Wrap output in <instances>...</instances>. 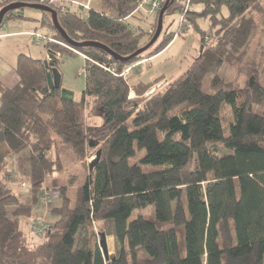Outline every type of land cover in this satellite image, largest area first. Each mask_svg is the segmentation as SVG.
Masks as SVG:
<instances>
[{
	"label": "trees",
	"instance_id": "16d2710c",
	"mask_svg": "<svg viewBox=\"0 0 264 264\" xmlns=\"http://www.w3.org/2000/svg\"><path fill=\"white\" fill-rule=\"evenodd\" d=\"M142 1L102 0L86 18L66 6L55 10L71 42L99 43L126 58L145 45L128 23ZM160 1L156 17L168 0ZM263 1L175 0L164 20L180 10L181 29L190 23L201 32L200 54L180 78L143 102L154 81L131 85L120 76L142 55L124 61L95 44H71L43 12L41 26L88 58L86 87L81 101L64 99L62 87L50 89L45 61L26 54L16 61L17 85H0V264H264V87L254 76L243 87L219 76L227 56L245 49L256 30L243 12L258 11ZM17 3L39 4L0 0V11ZM224 7L243 12L230 15L217 45L207 47L208 36L193 16H217ZM25 9L8 12L3 24L27 19ZM176 36L167 34L152 56ZM44 48L53 56L76 55L60 44ZM89 99L102 112L99 128L86 122ZM91 140L95 156L101 151L99 163L93 171L88 164L86 179L73 191L54 175L63 171L62 154L84 164ZM138 150L145 154L132 164ZM11 161L30 180L29 204L7 183ZM47 183L59 189L61 205L52 211L58 219L39 237L24 232L20 220L34 215ZM105 221L112 222L113 261L101 249L105 233L93 227Z\"/></svg>",
	"mask_w": 264,
	"mask_h": 264
},
{
	"label": "rangeland",
	"instance_id": "374dc122",
	"mask_svg": "<svg viewBox=\"0 0 264 264\" xmlns=\"http://www.w3.org/2000/svg\"><path fill=\"white\" fill-rule=\"evenodd\" d=\"M77 3L72 1L65 0L62 5L69 8L71 12L78 13L83 18H86L88 11L85 7H91L95 10H99L100 3L99 0H76ZM91 2V3H90ZM83 6H81V4ZM185 3V2H184ZM193 9H196L195 7ZM138 10V9H137ZM233 10V11H232ZM143 11V10H142ZM139 10L135 11V15L129 18V24L133 30L141 36V44L148 45L153 39L156 32V24L159 19V14L156 17L155 14H150L146 11L142 12ZM1 12V11H0ZM243 10L239 8H227L224 7L221 13L213 17H201L193 16V23L197 24L201 30L205 32L208 36L206 39L207 47H215L219 38V34L222 29L226 28L230 21L227 20L230 15L242 13ZM23 13L29 17L37 18L38 31L39 32H30L29 35L33 34L45 35L48 39L55 40L54 31L49 29L48 25L41 26V19L43 12L36 10L34 8H26ZM232 13V14H230ZM245 17L253 18L256 23V30L251 37L248 45L238 54L227 56V60L222 68L219 70V76L223 78L226 82H231L234 85H239L241 87L246 85L250 76H254L257 82H259L264 87V1L262 2L261 9L258 11H251L245 13ZM183 13L180 10H176L171 15L167 16L164 20V27L162 34L159 39L143 54L142 58L126 68L128 73H126V79L131 85H136L139 81H144L150 83L154 81L151 89H154V92L150 90L146 91L145 94L138 101H144L145 99L150 98L160 91H163L167 86L174 80L180 78L184 72L188 69L191 63L196 59L200 54V49L202 45L201 32L196 31L194 27L191 28L190 23L187 27L181 29ZM156 23V24H155ZM26 28L34 27L37 23L25 20L22 23ZM12 28L10 24L6 25L4 29L0 30V34L7 32ZM169 33H175L177 36L175 39L168 45L166 49L161 51L157 55L152 54L157 51L156 48L167 38L166 35ZM31 41V50L22 51L23 47L20 42H16L17 39L12 40L9 38L0 37V75H8L11 69L16 64V57L19 56V52H24L30 54L36 58H42L44 55L43 50L44 46L49 43L60 44L62 47H65L69 51L76 53L77 51L69 46H64L62 43L49 41H42V47L33 48L35 38ZM28 39H26L27 41ZM71 48V49H70ZM31 52V53H29ZM58 61V60H57ZM86 61L82 55H63L61 61L58 63V70L61 75V87L62 90L69 91L74 95V101H81L83 92L86 87V77L85 73H81V70L85 67ZM163 76L162 80L156 82L157 77ZM213 77H208L207 81L210 84ZM204 91L206 93H212L210 88L205 85ZM132 99H135V94H131ZM137 99V98H136ZM88 105L85 109L84 116L89 127L92 129L99 128L103 125L102 112L97 107L96 101L93 99L88 100ZM142 104V103H141ZM92 141V140H91ZM97 148L89 147L87 156L84 159V164L79 161L73 160L69 154H62V173L55 174L54 178H59L66 186L72 185V190L76 191L79 184L84 182L87 176V167L90 162L95 158V152ZM145 150H138L136 158L131 159L133 164L135 160L143 157ZM10 168L13 171V178L7 183L14 190L15 194H18L21 198V202L24 204L30 203V180L25 177H21L17 171L15 163L10 162ZM50 181V180H49ZM48 181V182H49ZM23 184H27L26 187H23ZM50 183L44 185V189L40 194V200L34 204L33 213L31 217H22L20 220V228L24 232L32 231L31 233L35 236H39L34 233L33 225L38 221H41L45 227L51 226L58 219L53 215V209L61 205L60 192L58 188H48ZM71 190V191H72ZM46 192H51L52 197L49 200L44 201V195ZM139 213H147V211L135 212L134 216L136 217ZM242 230L244 235L249 228V221L244 219L242 222ZM94 230L98 232H104L107 236V243L109 248L110 255L115 254V238L112 235V222H94ZM190 230V228H188ZM191 231V230H190ZM192 237V235L190 234ZM40 237V236H39ZM102 240V237L99 235V241ZM191 255H194L193 244L190 245Z\"/></svg>",
	"mask_w": 264,
	"mask_h": 264
},
{
	"label": "water",
	"instance_id": "95a60500",
	"mask_svg": "<svg viewBox=\"0 0 264 264\" xmlns=\"http://www.w3.org/2000/svg\"><path fill=\"white\" fill-rule=\"evenodd\" d=\"M174 1L175 0H168L165 4L164 8L160 11L157 30H156V33H155L153 39L150 41V43L148 45H146L145 47L136 51L131 56L126 57V58H121L119 56H116L108 47H105L104 45L99 44V43H82V44L78 43L77 44L75 42H71L72 40L69 38V36L62 29V27L60 26V24L58 22L57 11L51 7L40 5V4L17 3V4H12V5L5 7L0 12V28L4 22V18L6 16V14L8 12H13V11H16V10H19L22 8H34V9L40 10L42 12L51 13V15L53 16V23H54L56 30L63 36V38L67 42H69L71 44L74 43V45L76 44V45H79L82 47L90 45V44H95L96 46L103 48L111 56H114L118 60L130 61V60H133L134 58L138 57L139 55L143 54L145 51H147L159 39L160 35L162 34L163 27H164L165 11L169 8V6L171 4H173ZM55 62H57V59L55 58V56H53L51 54L49 55V59L45 61V67L47 69V80H48V84H49L50 89H54V88L60 89V87H61V75L59 73V70L54 67ZM62 97L68 101H74V95H73V93H71L69 91L62 90ZM94 146H95L94 142L91 141L90 147H94ZM100 157H101V151H99L97 153V155L95 156V158L93 159V161L90 162V171H93L94 168L97 166V164L99 163ZM101 249H102V252H103V255H104L106 261H108L110 259L113 261L115 259V256L110 255V253H109V248L107 245V237L105 234L102 235Z\"/></svg>",
	"mask_w": 264,
	"mask_h": 264
},
{
	"label": "crops",
	"instance_id": "0c3cea01",
	"mask_svg": "<svg viewBox=\"0 0 264 264\" xmlns=\"http://www.w3.org/2000/svg\"><path fill=\"white\" fill-rule=\"evenodd\" d=\"M68 1L77 2L76 0H68ZM90 1H92V0H90ZM101 1L102 0H99V3H100L99 7L101 6ZM92 3H93V1H92ZM90 8H92V4H91ZM24 16L27 17V19H12V20H8L5 24H3V27L1 29H4L6 25L10 24L11 27H12L10 29H12V30H8L7 32L5 31L4 33L0 34V37H2L4 39L9 38V39H12V40L17 39L16 42H20L22 47H23L22 51H26L27 49L30 51L31 50V47H30L31 41H33L34 39L32 38V36L29 35V33L30 32H39L37 27L40 25V23L36 21L37 18H35V17L26 16L25 13H24ZM42 18H43V15H42ZM25 20H29V21L35 22V23H37V25L34 26V27L26 28L22 24ZM129 20H128V22H129ZM38 23H39V25H38ZM48 34H45V35H48ZM26 39H28V40L26 41ZM35 46L36 47H42V46H37L35 41H34L33 48H35ZM29 53H31V52H29ZM43 53H44V55L42 56V58H39V59L43 60V61L48 60L50 54L46 51L45 48L43 50ZM20 54H26L28 56H31L30 54H27V53H24V52H19V55ZM31 57H33V56H31ZM61 57L62 56H60V58H58V62L61 61ZM17 58H18V55L16 57V61H17ZM33 58L38 59L36 57H33ZM15 65L11 69V71L9 72L8 75H4V76L0 75V85L4 86L6 88H13L14 86L17 85V83L19 82V77L17 76V74L15 72ZM0 97H1V92H0ZM107 245H108V243H107Z\"/></svg>",
	"mask_w": 264,
	"mask_h": 264
},
{
	"label": "built area",
	"instance_id": "2783aa9c",
	"mask_svg": "<svg viewBox=\"0 0 264 264\" xmlns=\"http://www.w3.org/2000/svg\"><path fill=\"white\" fill-rule=\"evenodd\" d=\"M37 1L40 5L48 6V7H51L53 9H55V7H62V9H61L62 12H64L66 10L65 8H63L64 5H62L63 1H65V0H37ZM73 3H77V2H73ZM81 6H83V5L81 4ZM160 6H161L160 0H143L142 3L140 4L139 8H137L138 10H136V12H138L139 10H141V11L143 10V11H146L150 14H155L160 9ZM85 8L89 9L88 6ZM32 36L35 38V43L37 46H43L42 41H47V39H48V37H46L44 35L33 34ZM48 40L52 41V39H48ZM52 42H56V41L53 40ZM76 54L82 55L85 58V60L88 59L85 55L81 54L78 51L76 52ZM54 56L58 60V58H60L61 55L56 54ZM108 70L111 71L110 69H108ZM114 71L115 70H113V72ZM83 72L86 73L85 67L81 70V73H83ZM126 73H128V70H124L120 74V76L126 77ZM150 91L154 92V89L152 88V89H150ZM23 186H25V184H23ZM44 196H45L44 201L49 200L52 197V193L46 192ZM32 228H33L34 233H36L38 235H42L46 230L49 229V226L45 227V225H43V223L41 221H38L37 223H35L33 225Z\"/></svg>",
	"mask_w": 264,
	"mask_h": 264
},
{
	"label": "bare ground",
	"instance_id": "6f19581e",
	"mask_svg": "<svg viewBox=\"0 0 264 264\" xmlns=\"http://www.w3.org/2000/svg\"><path fill=\"white\" fill-rule=\"evenodd\" d=\"M102 237V236H101ZM100 244H101V241H100Z\"/></svg>",
	"mask_w": 264,
	"mask_h": 264
}]
</instances>
